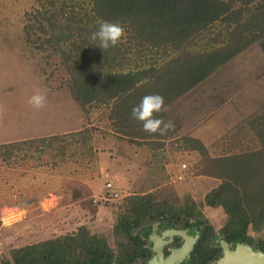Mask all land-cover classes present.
<instances>
[{"label":"rangeland","instance_id":"1","mask_svg":"<svg viewBox=\"0 0 264 264\" xmlns=\"http://www.w3.org/2000/svg\"><path fill=\"white\" fill-rule=\"evenodd\" d=\"M221 1L225 14L180 36L122 22L121 41L102 50L91 35L116 22L104 4L0 0V263L80 227L116 257L123 217L144 245L157 221H196L218 240L237 202L250 221L238 236L264 247V0ZM139 73L124 92L108 88L110 76ZM45 90L48 107L36 111L30 101ZM147 94L164 99L156 115L174 124L164 135L132 117ZM220 186V201L207 199ZM137 197L173 215H133Z\"/></svg>","mask_w":264,"mask_h":264},{"label":"trees","instance_id":"2","mask_svg":"<svg viewBox=\"0 0 264 264\" xmlns=\"http://www.w3.org/2000/svg\"><path fill=\"white\" fill-rule=\"evenodd\" d=\"M98 4H104L106 18L113 19L119 23H131L145 31H156L167 29L173 35H184L188 27L213 22L220 15L225 14L221 0H95ZM256 22L261 25L264 31V11L257 15ZM139 25V26H138ZM264 50V43L262 44ZM215 65V61L198 66L191 75L192 82L197 83ZM142 73L136 75H114L108 78V88L117 95L129 89ZM94 89L85 91L88 96ZM224 187L220 186L212 190L207 199L212 202L220 201V193ZM133 215L159 216L167 214L170 210L164 211L157 207L153 200L148 197L133 198L130 202ZM172 212H170L171 214ZM169 214V213H168ZM173 215V213H172ZM240 207L235 203L230 214L232 226L231 235L238 237V233H244L249 223ZM129 221L126 217L118 220L115 232L122 234L124 244L121 252L115 257L114 252L108 246L103 237L91 234L85 227H80L76 232L59 236L53 239L15 248L10 251V260L0 264H131L138 258L145 256L146 249L143 247L139 237H131L127 233Z\"/></svg>","mask_w":264,"mask_h":264},{"label":"flooded vegetation","instance_id":"3","mask_svg":"<svg viewBox=\"0 0 264 264\" xmlns=\"http://www.w3.org/2000/svg\"><path fill=\"white\" fill-rule=\"evenodd\" d=\"M202 227L196 221L183 222L181 228H174L167 222L157 221L145 232L147 250L140 264L159 260L156 249L166 259L175 251L185 250L177 255L172 264H264V247L249 238L225 234L214 240L204 237ZM144 232V234H145ZM201 241H203L201 243ZM227 253H225V247Z\"/></svg>","mask_w":264,"mask_h":264},{"label":"clouds","instance_id":"4","mask_svg":"<svg viewBox=\"0 0 264 264\" xmlns=\"http://www.w3.org/2000/svg\"><path fill=\"white\" fill-rule=\"evenodd\" d=\"M124 34V29L119 22L100 21L96 31L91 38L98 41V47L107 49L117 45ZM50 90L34 96L31 101V107L36 111H44L48 107ZM164 110V99L159 94H147L143 96L137 105L131 109L132 117L142 123L143 130L149 133H159L164 135L168 130L174 127L171 120L164 121L156 115Z\"/></svg>","mask_w":264,"mask_h":264},{"label":"water","instance_id":"5","mask_svg":"<svg viewBox=\"0 0 264 264\" xmlns=\"http://www.w3.org/2000/svg\"><path fill=\"white\" fill-rule=\"evenodd\" d=\"M145 232V231H144ZM145 237L147 236V233L145 232ZM225 248V253H227V248H226V246L224 247ZM156 251H157V255H158V257H159V260H155V259H152L150 262H149V264H157V263H159L160 262V260H166V259H163L162 258V255H161V252L158 250V249H156ZM172 256V254L168 257V258H170ZM175 258V257H174ZM173 257H171L170 258V262L169 263H167V264H172V261H173V259H174Z\"/></svg>","mask_w":264,"mask_h":264},{"label":"bare ground","instance_id":"6","mask_svg":"<svg viewBox=\"0 0 264 264\" xmlns=\"http://www.w3.org/2000/svg\"><path fill=\"white\" fill-rule=\"evenodd\" d=\"M186 248V247H185ZM185 248L184 249H181L180 251H175L173 254H172V256L171 257H176L177 255H180V254H182V252L185 250ZM170 257V258H171ZM170 258H167L166 260H160V262L159 263H157V264H167V263H169L170 262Z\"/></svg>","mask_w":264,"mask_h":264},{"label":"built area","instance_id":"7","mask_svg":"<svg viewBox=\"0 0 264 264\" xmlns=\"http://www.w3.org/2000/svg\"><path fill=\"white\" fill-rule=\"evenodd\" d=\"M107 187L110 188V184H107Z\"/></svg>","mask_w":264,"mask_h":264}]
</instances>
